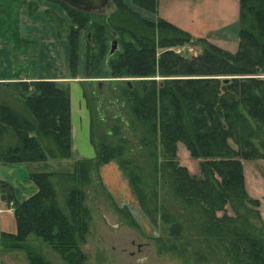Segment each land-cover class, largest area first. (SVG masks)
<instances>
[{"label": "trees", "instance_id": "1", "mask_svg": "<svg viewBox=\"0 0 264 264\" xmlns=\"http://www.w3.org/2000/svg\"><path fill=\"white\" fill-rule=\"evenodd\" d=\"M55 1L63 5L71 17L66 39L70 46L69 67L71 75L75 77L79 31L85 30L91 34L89 46L97 42L99 53L103 56L106 52L104 25L91 22V14L96 11H84L62 0ZM111 1L118 4L116 10L122 15L120 22L125 12L134 14L138 20L139 27L131 32L130 39L124 40L122 52L118 53L119 40L113 35L111 41L116 38L118 48L109 54L110 43L105 57L112 66L113 75L138 77L122 88L125 97L122 106L128 107L131 116L146 125L149 136L142 137L139 143L147 148L151 159L148 165H152L155 174L159 170L155 144L162 146L166 158L162 167V184L169 185L170 190L163 192L158 206L154 199H158L159 192H154L153 200L155 210L161 212L160 219L164 226L172 237L180 238L183 235L184 224L174 215L167 202L168 198L175 197L185 209L194 213L190 226L197 233L199 244L205 239L207 248L221 251L229 264H264V224L257 211L259 201L246 192L242 167L243 159L264 157V140L261 141V148L255 145L257 137L249 124V118L264 122V77L259 72H252V65H257V57H260L257 51L261 44L259 38L253 31L240 28L243 40L239 41V48L233 53L206 38L197 37L204 40L202 53L188 58L174 48L195 43V37L189 32L160 15L156 20L143 18L123 0ZM132 1L157 13L159 0ZM263 1L240 0V18H245L246 11L252 14V22L259 25L263 14L261 11L264 10ZM35 8L29 11L33 12ZM2 10L0 5V18ZM45 14L56 28L63 21L54 14L50 15L49 10ZM94 25L95 31L92 32L90 28ZM113 31L118 34L116 30ZM56 33L60 38L57 29ZM0 38L13 43V55L19 48V42L22 48L31 49L30 56L33 61L36 60L38 42L24 38L18 28L12 31L7 26ZM117 53V58L112 59ZM256 70H260L259 61ZM156 74L164 78L157 81L154 78ZM226 74L234 76L220 77ZM0 85H7L19 92L30 115L19 112L0 99V162H44L49 157L70 158L72 122L68 88L53 79H16L0 82ZM242 106L247 111L245 116L240 111ZM116 114H119L118 111ZM113 119L123 121L120 116L114 115ZM237 119H242L250 131V136L242 138L239 144ZM105 120L111 119L105 117ZM114 129L116 133L119 132V128ZM9 133L14 136V143L5 141ZM92 137L90 133L93 144ZM232 139L239 147L232 145ZM119 140L123 143H101L93 159L76 160L71 171H31L29 176L38 190L22 201L15 197L9 183L0 181V191L5 194L8 203L12 202L17 224L16 233L0 231V246L25 249L30 264H52L28 244L32 236L43 239L71 264L85 261L86 254L80 244L85 242L91 214L84 203L86 193L83 186L92 181V161L117 160L124 169H131L128 174L142 209L150 214L147 207L150 204H147L141 190L145 173L139 175L144 165L135 164L134 160L126 157V141L123 138ZM42 141L51 142L53 147L45 149ZM180 141L199 159L201 177L192 174L180 163ZM150 146L154 151L149 149ZM56 175L60 177L58 183L63 187V204L58 201V190L52 180ZM247 202L254 203L255 208L248 207ZM227 206L232 214L227 211ZM219 212L222 214L219 215ZM170 250L177 251L178 248L172 246ZM196 255L201 260L205 257L206 261L208 259L202 250H198Z\"/></svg>", "mask_w": 264, "mask_h": 264}, {"label": "rangeland", "instance_id": "2", "mask_svg": "<svg viewBox=\"0 0 264 264\" xmlns=\"http://www.w3.org/2000/svg\"><path fill=\"white\" fill-rule=\"evenodd\" d=\"M46 1L49 2V7L45 11L49 10L50 15L54 14L63 20L57 28L53 24L61 35L60 38H66V34L69 32L68 23H71L70 15L59 2L55 0ZM0 5L3 8L0 18V36H2L3 30L7 26L12 31L19 29L17 8L20 5V0H0ZM25 6L28 9L36 7L33 0L25 2ZM117 7L118 4L111 1L109 6L97 10L90 17L91 22H94L95 25L101 23L104 25L106 52L112 42L113 35L117 36L119 40L120 49L118 53L122 52L124 40L130 39L131 32L136 31L139 27L137 16L131 13L125 12V17L120 22L122 15L119 11L117 12ZM240 8V0H159L158 14L195 36V43H185L181 47L174 48L188 56V58L202 53L201 45H203L204 40H199L197 38L199 36L234 53L239 48V41L243 40L240 28L253 31L261 44L260 49L257 50L258 56L260 55V57H257V65L259 61L260 70H256L257 65H252V72H259L264 77V10L261 11L263 14L260 16L258 25L252 22V14L246 11H244L245 18L241 19ZM95 25L91 26L90 31H95ZM113 30H116L118 34ZM89 42L87 31L80 30L78 46L83 49L85 67L79 76L77 69L74 78H77L76 80L82 85L84 98L90 110V133L93 136L95 152L101 143L122 144L123 141H118V138L125 139V156L134 160L135 164L144 165L139 175L145 173L141 190L146 197L147 204H150V206H147L150 214L142 209L141 201L128 174L131 169H124L117 160L92 161L90 163L92 181L89 185L83 186L86 193L84 203L90 210L91 219L85 242L80 244L82 251L86 254L85 261L80 264H229L228 259L221 251L207 248L208 244L205 239H203L202 244L197 242V233L190 226V220L194 213L189 209H185L180 200L175 197L174 199H167L168 206L174 215L183 222L184 230L180 238L170 236L169 231L160 219L161 212L155 210L156 206L154 204L155 200L158 206V202L163 199V192L170 190L169 185L162 184V176H164L162 175V167L166 159L162 146L159 143L155 144L156 159L159 165L158 173L155 174L152 165H148L151 159L147 154V148H143L139 143L142 137L149 136L146 125L135 120L129 113L128 107L123 108L122 106V101L125 98L122 88L128 81L134 82L138 77L113 75L112 66H109V60L107 61L105 57L106 52L103 56L100 55L97 42H94L92 46H89ZM17 46L19 48L14 54L17 71L23 68V65L29 67L30 70L33 69L35 61L30 56L31 49L29 50L27 47V51L21 47L19 42ZM118 53L112 59L117 58ZM78 65L79 49L77 68ZM225 76L230 78L234 75L226 74L220 77ZM154 78L161 81L164 77L156 74ZM0 99L7 101L19 112L30 116L19 92L9 86L0 85ZM116 110L119 114H116ZM240 111L242 116L247 114L246 108L243 106ZM114 115L122 117L123 121L114 120ZM104 116L111 120H105ZM236 121L238 122L237 131L240 133L239 144L242 138L250 136V131L242 119ZM249 124L253 126L254 135L257 137L254 143L261 148V141L264 140V122H255L252 118H249ZM115 127L119 128V132H115ZM14 140V136H11L10 133L5 139L7 143H14ZM231 143L235 148L239 147L233 139ZM42 144L45 149L53 147L51 142L42 141ZM152 146L149 149L154 151ZM77 157V153H74L70 157L71 159L67 158L64 161L59 157H49L44 162H36L37 167L40 165L39 170L32 166L33 170L31 171L47 170L55 173L71 171L77 162L75 160ZM178 159L192 174L198 177L203 175L199 159H196L187 145L181 141L178 142ZM112 162L119 167L122 173L121 191L117 195L108 190L101 172V167ZM242 163L245 190L250 197L259 201L257 211L260 212L259 219L264 224V157L243 159ZM59 178L56 175L52 177V180L56 183L58 201L63 204V187L58 183ZM155 191L159 192L157 200L153 197ZM4 200L6 201V196ZM127 203L130 205L128 206ZM7 204L12 208V202H7ZM246 204L248 207L255 208L254 203L247 202ZM227 211L232 214L229 206H227ZM222 212L218 214L221 215ZM252 221L254 222V219ZM28 244L52 264H71L65 261L58 251L41 238L30 236ZM172 246H176L178 250H170ZM1 249L2 264H29L25 249H9L3 245ZM198 250H202L205 255L207 254V261L206 257L204 260L197 257L196 252ZM20 259L27 262L21 263Z\"/></svg>", "mask_w": 264, "mask_h": 264}, {"label": "crops", "instance_id": "3", "mask_svg": "<svg viewBox=\"0 0 264 264\" xmlns=\"http://www.w3.org/2000/svg\"><path fill=\"white\" fill-rule=\"evenodd\" d=\"M29 1L32 0H20V5L17 8V17L20 34L24 38L35 39L38 42L34 67L30 70L29 67L23 65V68L17 71L13 55V43L0 38V82L16 79H53L67 87L70 92L71 102L72 155L77 153L78 157L75 160L94 158L96 152L90 140V110L84 98L82 85L76 80L77 78L71 75L69 43L66 38L57 36L54 25L46 17L45 9L49 7V2L46 0H33L36 8L33 12H30L28 7L25 6V2ZM123 1L132 10L148 20H156L157 16L160 15L158 14V7L157 13H154L134 4L132 0ZM84 59V52L82 47H80L78 76L84 70ZM59 159H62V161L67 160V158ZM36 164V162L17 161L5 164L0 162V181H5L13 187L15 197L18 200L22 201L38 190L37 185L29 176L30 171L33 170L32 166H35L38 170L40 169V165L37 167ZM101 172L108 190L115 195L119 194L122 181V173L119 167L112 162L101 167ZM1 195L2 192L0 191V231L16 233L17 224L13 210L1 198ZM127 205L129 206L130 204L127 203ZM26 258L29 262L27 256ZM20 261L21 263L27 262L24 259H20ZM2 262V249L0 246V264Z\"/></svg>", "mask_w": 264, "mask_h": 264}, {"label": "water", "instance_id": "4", "mask_svg": "<svg viewBox=\"0 0 264 264\" xmlns=\"http://www.w3.org/2000/svg\"><path fill=\"white\" fill-rule=\"evenodd\" d=\"M65 3L84 11H97L103 7L109 6L111 0H62ZM89 41H91V34H88ZM118 48V40L115 38L111 42V48L109 54H112ZM130 84V82L128 81ZM1 198L5 199V194L1 195Z\"/></svg>", "mask_w": 264, "mask_h": 264}]
</instances>
